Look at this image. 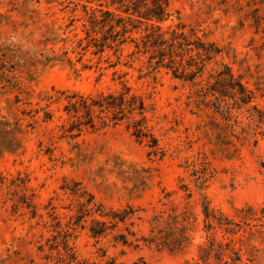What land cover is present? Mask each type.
I'll return each instance as SVG.
<instances>
[{
	"label": "rangeland",
	"instance_id": "rangeland-1",
	"mask_svg": "<svg viewBox=\"0 0 264 264\" xmlns=\"http://www.w3.org/2000/svg\"><path fill=\"white\" fill-rule=\"evenodd\" d=\"M86 2L0 0V264H53L38 247L50 243L57 233L56 215L65 224L69 207L76 210L79 197L68 189L75 181L108 207L130 205L134 213L129 229L135 234H129L128 243L115 238L116 233H128L123 224L100 240L81 230L76 244L83 257L100 261L106 254L127 263H182L196 256L206 239L194 170L204 165L216 168L207 192L225 211L233 213L236 207L261 203L264 135L250 129L248 141L241 143L233 137L231 149H238L226 154L207 131L217 115L196 107L189 97L190 85L174 78L173 72L164 68L155 77L142 72L144 58L137 59V54L129 57L130 62L125 57L116 65L119 58L114 50L101 59L93 48L83 49ZM170 9V23L180 18L204 39L230 45L238 57L233 63L236 73L244 72L241 60L251 67L254 76L249 73L245 80L252 87L257 76L264 75L261 35L249 23L243 25L236 16L211 11L203 1L174 0ZM132 48L127 47L125 54ZM125 82L149 103V125L167 149L164 158L150 152L147 141L137 139L126 122L102 127L97 118L96 127L78 136L62 133L61 124L70 117L68 94L118 91ZM54 88L71 90L61 101L43 100L47 92L56 94ZM257 102L264 108L261 91ZM48 109L55 117L45 122ZM227 155L237 157L228 159ZM185 184L187 191L180 188ZM31 201L37 204V215L29 207ZM155 217L161 219L162 231L156 229L160 236L187 231L184 250L172 251L142 240L151 233ZM247 243L257 250L256 264H264V236L250 235ZM243 251L245 259L249 254Z\"/></svg>",
	"mask_w": 264,
	"mask_h": 264
},
{
	"label": "trees",
	"instance_id": "trees-1",
	"mask_svg": "<svg viewBox=\"0 0 264 264\" xmlns=\"http://www.w3.org/2000/svg\"><path fill=\"white\" fill-rule=\"evenodd\" d=\"M86 1L83 4L86 12V37L80 40L83 49L93 48L92 52L100 55L101 59L107 51L114 50L119 58L116 65L121 64L125 57L128 60L137 54V59L144 58L142 72L155 77L164 68L173 72L174 78L190 85L189 97L196 107L205 111L212 110L217 115L211 120L207 131L223 145L226 154H232L238 149H231L233 137L241 143L248 141L250 129L255 134L264 135V108L257 102L258 91L264 95V75H258L252 87L249 80H245L249 73L254 76L251 67H245L241 60L244 72L236 73L233 63L238 62V57L230 45L204 39L195 27H188L180 18L176 23H170L173 17L170 6L174 0ZM94 1L95 5L92 4ZM197 1H203L211 11L236 16L243 25L249 23L255 33L261 35V47L264 48V0ZM83 40H87L88 44L84 46ZM129 46L133 47L132 51L125 54ZM53 90L56 91L55 95L47 92L41 96L42 99L51 103L61 101L71 89ZM66 99L69 101L70 117L65 124H61L62 133L78 136L84 129L96 127L97 118L101 119L102 127L126 122L137 139L147 141L150 152L159 154L161 158L167 155L166 147L161 146L160 137L150 128L147 115L149 103L145 96L134 92L127 82L118 91L101 90L88 94L73 91ZM54 117L52 110H45V122L53 121ZM227 157L234 159L237 156ZM209 162L206 161L207 164ZM215 172L216 168L208 165L194 170L206 239L199 244L196 256L179 264H256L257 250L253 246L249 247L247 240L250 235L257 233L264 236V201L236 207L233 213L216 206L207 192ZM180 188L189 190L186 184ZM68 189L80 201L76 210L73 206L69 207L71 212L65 224L60 216L54 217L58 220L55 224L57 233L49 240L50 243L38 247L44 258L53 264H140L139 261L127 263L106 254L102 255L100 261L80 254L76 241L81 230H88L91 237L100 240L123 224L128 233H116L115 238L128 243L129 234H135L129 229L134 213L130 205L121 209L108 207L80 181H75L74 186ZM29 207L35 208L34 215L38 214L36 203L31 201ZM177 218L174 219L176 223ZM160 220L159 217L154 218L151 233L143 236L142 240L147 244L168 247L172 251L184 250L189 239L187 231L184 229L179 236H160L156 232L158 228L159 232L162 231ZM244 249L249 254L245 259ZM53 252H57L55 257Z\"/></svg>",
	"mask_w": 264,
	"mask_h": 264
}]
</instances>
